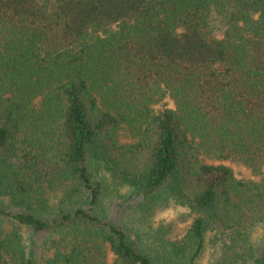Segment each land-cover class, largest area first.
<instances>
[{"label":"trees","instance_id":"trees-1","mask_svg":"<svg viewBox=\"0 0 264 264\" xmlns=\"http://www.w3.org/2000/svg\"><path fill=\"white\" fill-rule=\"evenodd\" d=\"M263 167L264 0H0V264H264Z\"/></svg>","mask_w":264,"mask_h":264},{"label":"rangeland","instance_id":"rangeland-1","mask_svg":"<svg viewBox=\"0 0 264 264\" xmlns=\"http://www.w3.org/2000/svg\"><path fill=\"white\" fill-rule=\"evenodd\" d=\"M166 108H169V109L173 108V103L168 98H166L163 101H161L160 103L156 104L154 106V111L158 112V111H162V110H164ZM124 142H125V140L123 139L122 143H124ZM207 163H210V164H224V165L228 166L229 168L232 169L235 177L238 180H242V181H249V180H251V181H259L261 179V176H255V175L251 174V172L248 169H246L244 166H241V165H236V164L230 163V162H207ZM262 172L264 173V167L262 169ZM121 192L125 193V190L122 189ZM134 204H135V202L132 201L131 203H126L125 206L122 207V208L129 209ZM122 208L115 207L114 210L120 212L121 215L126 217V215L129 214V213H127L126 209L123 210ZM186 213L187 212H186L185 208L173 207V208H170L168 210H165L164 212L163 211H161V212H157L156 211V213H155V215L153 217H154L155 221L162 220V221H166L167 222V221L173 220L176 223H178L179 225H185V224H188L190 222V217L186 216ZM256 235H254L253 238H255ZM108 258L110 259V254H109ZM206 261H207V256L205 257L204 264H207Z\"/></svg>","mask_w":264,"mask_h":264}]
</instances>
